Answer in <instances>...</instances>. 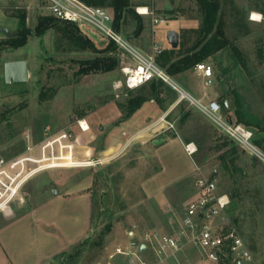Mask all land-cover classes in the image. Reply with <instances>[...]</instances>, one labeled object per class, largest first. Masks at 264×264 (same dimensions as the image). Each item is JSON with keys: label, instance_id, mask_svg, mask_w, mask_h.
Here are the masks:
<instances>
[{"label": "rangeland", "instance_id": "obj_1", "mask_svg": "<svg viewBox=\"0 0 264 264\" xmlns=\"http://www.w3.org/2000/svg\"><path fill=\"white\" fill-rule=\"evenodd\" d=\"M233 1L235 7L230 0L223 4L225 30L231 42L243 52L246 66L237 61L229 47L205 60L215 69L212 85H206L205 78L194 67L172 77L204 103L212 99L219 103L222 100L228 102L220 113L230 122H237L234 103L235 93H238L247 113L246 119L253 122L259 120L264 126V0ZM12 2L26 11L25 26L31 29V34L26 45L7 55L27 60L30 78L24 84H8L5 78L6 62L3 64L0 50L1 155H16L24 149L27 128L33 129L36 140L42 138L45 128L52 131L67 128L73 130L76 150L81 151L82 157L104 160L96 165L45 170L35 174L27 183L30 195L40 191L50 196L55 189L58 190V186L64 190L76 180L86 178L88 181L92 213L87 236L51 264H130V260L121 254L111 258L116 247H124L129 242L142 239L149 229L168 230L170 226H176V216L182 215L192 198L198 175L196 166L203 174L215 177L219 189L229 194L231 203L228 213L252 250L253 264H264V162L231 140L198 106L188 99L180 100L181 93L167 83L157 82L152 86L149 82L132 90L123 88L119 90L120 97H116L114 83L125 79L122 63H133L128 54L112 44L111 50L105 55L118 57L117 67L110 71L83 74L80 72L83 63L104 55L101 51L110 40L88 25H79V33L91 39L99 51L88 47L78 48L61 30L63 26L68 27L67 23L61 21L57 23L62 27L50 28L38 36L36 32L40 16L51 15L47 2L9 0L7 4ZM132 2L135 4V14L128 15L123 21L121 33L145 54L152 53L154 43L164 48L172 47L167 38L169 30H176L181 41L186 29H198L202 22L196 0ZM2 3L3 0H0V9ZM146 3L164 21L154 24L152 14L140 13L139 8L146 7ZM107 8L114 17L112 9ZM253 12L261 15L260 20L252 19ZM138 22L144 24L140 33L136 31ZM196 35L189 37L194 39ZM11 37L4 39L7 42L5 46H10L8 42ZM153 90H157L159 98L152 95ZM141 94L150 95L156 111L148 108L152 112L149 114L147 106L142 108L137 126L145 128L148 133L145 138L136 139L129 136L127 131L126 126L129 124L125 123V105L128 99ZM166 112L169 113L167 119L174 122L175 128H167L164 121L160 122ZM185 113L188 116L183 120ZM83 115L93 122L92 133L82 132L77 126L76 120ZM157 122L158 130L154 129L156 126L151 128ZM251 129L255 131V138L264 137V130ZM159 137H177L184 145L194 142L198 151L190 157L178 140L163 146L160 152L162 158L159 155V143L153 141ZM224 139L230 140L232 144L219 147ZM112 146L118 149L109 151ZM75 158L77 161L80 159L76 155ZM193 161V176L178 186L176 191L180 189L181 193L179 191L180 194L172 197L175 214H165L156 201L146 199L144 183L158 175L166 166L165 162L168 166L166 173L170 178L177 171H192ZM236 191L240 192L233 197L232 193ZM83 220L82 212V232ZM109 224L112 228L107 231ZM147 255L142 253V256ZM198 256L197 249L188 244L185 253L180 254L178 259L182 264H197ZM171 264L180 263L173 260Z\"/></svg>", "mask_w": 264, "mask_h": 264}, {"label": "built area", "instance_id": "obj_2", "mask_svg": "<svg viewBox=\"0 0 264 264\" xmlns=\"http://www.w3.org/2000/svg\"><path fill=\"white\" fill-rule=\"evenodd\" d=\"M50 13L62 21L88 25L114 41L124 54H128L131 62L122 63L124 81L114 83L120 97V91L136 89L153 79H162L173 89L181 93L180 100L188 99L208 116L216 126L231 140L252 152L264 162V150L254 142V133L242 123L230 122L222 115V105L217 100L204 103L184 87L156 61V57L164 47L154 43L151 54H145L136 48L123 34L114 27V17L107 7L96 6L83 0H45ZM30 8V6H29ZM142 14H152L153 22L157 24L164 18L157 17L154 10L146 6ZM195 70L205 78L206 85L213 84L214 67L207 61L198 62ZM120 90V91H119ZM221 111V113H220ZM169 113L160 118L167 128H175L174 122L167 119ZM82 131L90 126L86 119L77 120ZM73 130L63 128L58 131L44 129L43 136L36 140L32 132L25 135L24 149L12 156L0 155V211L16 202L26 182L35 174L55 168H76L103 163L102 158H84L89 165L76 163L71 165L65 159L66 154L76 151ZM186 152L193 156L198 147L194 142L185 144ZM194 183V196L185 206L181 215L180 225L174 232H165L152 228L144 233L138 241L129 242L126 246H117L111 258L121 254L130 264H171L173 260L181 261L178 256L185 253V246L191 244L199 252L197 264H220L229 259L232 264H253V253L243 236L237 230L233 219L228 213L231 198L228 193L219 189L217 179L200 172ZM136 243V244H134ZM144 245V248L142 247ZM142 253H148L142 256ZM193 264V263H187Z\"/></svg>", "mask_w": 264, "mask_h": 264}, {"label": "crops", "instance_id": "obj_3", "mask_svg": "<svg viewBox=\"0 0 264 264\" xmlns=\"http://www.w3.org/2000/svg\"><path fill=\"white\" fill-rule=\"evenodd\" d=\"M7 1L9 0H3L0 9V40L17 35L16 33L9 36L4 32V29H9L14 33L16 30L19 31L21 26L19 18L14 14L15 9H18L17 4L15 5L13 2L7 4ZM18 48L5 45L0 48L2 51L3 64L11 60H18V58H11L7 55ZM151 101L150 99L146 100L140 108L125 120V123L129 124V126H126L129 136L131 135L136 139L145 138V136H147L146 134L148 132L146 129L142 127L139 128L137 122L140 120V111H142V108H146L147 106L146 111H148L149 114H152V112L151 109L148 110V108H152L153 111H156ZM225 103L228 105V102ZM81 118L86 119L90 126L87 131H82L78 126L77 120ZM78 119L76 120V124L79 129L82 132L92 133L93 122L88 120L84 115ZM153 126H156L154 129L158 128V122L156 125H152L151 128H153ZM27 132L33 133L34 131L32 128H27L26 133ZM156 140L161 141L156 142ZM178 140L182 143L181 139L177 137H159L153 139L154 143H159V155L162 158L163 155L160 152L163 146L165 147L176 143ZM182 145L186 152L185 145L183 143ZM112 149L117 150L118 147L112 146L109 151ZM76 151V153L82 156L81 151ZM89 152H91V150ZM76 153L72 150L66 154L65 159L71 164L69 166L86 162V160L83 161L80 156L78 157ZM75 155L77 158H80V162L77 161ZM187 155L189 154L187 153ZM193 163L194 168L192 171H177L175 175L169 178L166 173L168 166L165 162L164 165L166 166L163 170L144 183L143 189L146 194V199L151 202L156 201L155 203L157 206L161 208L165 214H175L176 210L172 197L175 194H180V189L176 191V188L185 180L189 179L190 176H193L195 162L193 161ZM28 182L23 186L19 199L0 211V264H51L73 244L80 242L87 236L92 213V203L86 178L76 180L69 184L64 190L58 186V190L55 189L54 193H51L50 196H46V193L40 191L30 195L26 188ZM61 190L63 191L61 192ZM193 196L194 186L192 191V197ZM82 212L84 214L83 232L81 229ZM180 220L181 216H176V226L172 225L170 229L167 227L168 230L164 228L159 229L165 232H174L179 227ZM172 223L174 224V222Z\"/></svg>", "mask_w": 264, "mask_h": 264}, {"label": "trees", "instance_id": "obj_4", "mask_svg": "<svg viewBox=\"0 0 264 264\" xmlns=\"http://www.w3.org/2000/svg\"><path fill=\"white\" fill-rule=\"evenodd\" d=\"M88 4L109 7L114 13V27L121 32L122 23L128 15L133 16L135 13V4L132 0H83ZM198 4V9L202 15V22L198 29H186L184 32V38L180 41L179 46L174 48H164L163 51L156 57L157 63L162 67L166 68V71L172 75H178L184 73L187 70L195 68L198 62L205 61L206 59L213 58V56L220 50L224 48H231L233 53L239 63L246 66V59L243 52L238 46L231 42L230 38L226 34L225 30V20H224V2L229 0H196ZM233 4L234 1L230 0ZM149 6V3H146ZM235 7V4H234ZM173 12V11H170ZM14 14L19 18L21 26L16 36L11 37V41L8 42L10 46L18 48L24 46L28 42V36L31 34V29L26 27L27 14L25 10L20 8L16 9ZM58 21L67 23L68 27L63 26L65 36L69 39L72 44H75L78 48H92L94 51H99L97 45L91 41V39L84 37L79 33V25L72 22L62 21L55 17L54 15L40 16L39 23L37 25L38 36L44 34L47 30L53 27L59 26ZM59 26V27H62ZM58 28V27H57ZM144 29L143 22H138L137 32L140 33ZM194 39H190L189 36L196 34ZM5 40H0V48L6 44ZM112 44L116 45L114 41H110L108 46L105 47L101 52L104 55H99L94 59L84 62L80 72L83 74H89L91 72L99 71H110L117 67L119 63V58L112 55H105L106 52L110 51ZM117 46V45H116ZM118 47V46H117ZM157 82L166 83L162 79H153L150 81L151 85H156ZM149 83V82H148ZM147 84V83H146ZM157 90H153V94L158 97ZM150 99V95H137L128 99L126 103V117L132 115L142 104ZM221 105L226 108L227 105L225 100H222ZM235 115L238 123H242L250 129L253 127L258 131H263L264 126H261L259 120L253 122L246 119L247 113L242 107L241 97L238 93H235ZM188 116V113L183 115V120ZM255 134V131L251 129ZM256 145L264 150V137L263 138H253ZM232 142L228 139H224L218 146L225 147ZM240 192V191H239ZM239 192H233L232 196L236 197ZM112 225H107V231H110ZM220 264H232L229 259H224Z\"/></svg>", "mask_w": 264, "mask_h": 264}, {"label": "water", "instance_id": "obj_5", "mask_svg": "<svg viewBox=\"0 0 264 264\" xmlns=\"http://www.w3.org/2000/svg\"><path fill=\"white\" fill-rule=\"evenodd\" d=\"M4 32L11 36L12 34L18 33V30H16L14 33H12L9 29H4ZM167 38L170 43V45L174 48L179 46L180 43V37L179 33L171 29L167 33ZM5 78L6 82L8 84L16 83V84H24L29 81L30 78V70H29V63L25 59H18V60H11L6 62L5 64ZM161 140H156V142H159ZM217 174V171L215 172ZM57 192V191H55ZM136 244V243H134ZM144 248V245H142Z\"/></svg>", "mask_w": 264, "mask_h": 264}, {"label": "bare ground", "instance_id": "obj_6", "mask_svg": "<svg viewBox=\"0 0 264 264\" xmlns=\"http://www.w3.org/2000/svg\"><path fill=\"white\" fill-rule=\"evenodd\" d=\"M141 10H142L143 12H145V11H146V8H145V7H141ZM260 18H261V15H260L258 12H253L252 19H254V20H260ZM76 155H77L78 157L80 156L79 153H76ZM83 163H84V162H83ZM87 164H89V163H87Z\"/></svg>", "mask_w": 264, "mask_h": 264}]
</instances>
